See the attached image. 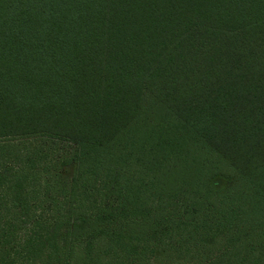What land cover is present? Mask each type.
Returning <instances> with one entry per match:
<instances>
[{"label": "trees", "instance_id": "16d2710c", "mask_svg": "<svg viewBox=\"0 0 264 264\" xmlns=\"http://www.w3.org/2000/svg\"><path fill=\"white\" fill-rule=\"evenodd\" d=\"M4 195L24 263L264 264V0H0Z\"/></svg>", "mask_w": 264, "mask_h": 264}, {"label": "rangeland", "instance_id": "374dc122", "mask_svg": "<svg viewBox=\"0 0 264 264\" xmlns=\"http://www.w3.org/2000/svg\"><path fill=\"white\" fill-rule=\"evenodd\" d=\"M13 144H17L22 149L28 150V152L32 153L33 160L35 161V164L38 167L39 171L43 172L42 175L44 176V178L55 176V174H56V170H54L55 161H58L59 159H61L60 158L61 155L64 157L67 155L66 153L69 152V150L67 149L68 147L66 145H61L60 150L58 149V151L56 153L52 154V153H50V150H49L47 144L41 140L38 142L34 141L32 143L26 142L25 144H23L22 142L16 141V140H14V141L12 140L11 144H9V145L13 146ZM11 146H9V147H11ZM52 160H54V161H53V163L50 164V162ZM69 171L70 170H67L66 174L70 175L71 171L70 172ZM218 182L220 184H224L221 180H218ZM38 186H39V197L44 198V200H46L47 199V196H46L47 190H48V188H50V182H48L47 180H43L42 182H40V184H38ZM50 195H52V194H50ZM5 196L6 195H4L3 196L4 199L1 198V201H0V229L4 230L7 228V233H6V236L3 240L1 251L4 254H8V256H10L8 253V251H10L12 256H13V257L10 256L11 259H9L7 261L8 262L7 264H44L42 261H39V262L37 261V262H33V263H24L22 261V257H23L22 252H24L22 250V248H23V245L25 242V234L27 232L26 229L27 228L30 229L31 227L28 225H23L22 227L19 228L20 229L19 233L18 232L15 234L12 233L15 231V228L11 227V225L13 224L12 220L15 221V218H14L15 210L12 208V206H11V208L9 207V205L7 203L8 199ZM18 226H17V228H18ZM11 240H13V241L11 242ZM6 243H8V244L6 245ZM15 243L18 244V245H16V246H18L16 248L14 245ZM3 253H1V257L4 259ZM14 256L16 259H14Z\"/></svg>", "mask_w": 264, "mask_h": 264}]
</instances>
